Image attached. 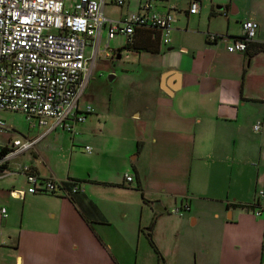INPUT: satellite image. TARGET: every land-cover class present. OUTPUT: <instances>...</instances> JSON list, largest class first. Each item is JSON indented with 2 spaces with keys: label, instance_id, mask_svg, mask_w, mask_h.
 Wrapping results in <instances>:
<instances>
[{
  "label": "crops",
  "instance_id": "0c3cea01",
  "mask_svg": "<svg viewBox=\"0 0 264 264\" xmlns=\"http://www.w3.org/2000/svg\"><path fill=\"white\" fill-rule=\"evenodd\" d=\"M138 1L105 0L103 11L120 19L138 10ZM190 1L156 2L172 16L166 44L159 31L141 28L133 48L120 33L108 37V24L101 28L84 92L97 64L109 73L101 90L89 92L94 107L81 105L80 96L81 110L93 108L85 119H67L76 133L50 128L51 118L31 125L24 115L17 130V120L6 116L13 111L0 110L10 127L0 133V146L39 136L33 147L9 156V173L0 177L6 211H0V264H138L148 244L150 264H165L163 255L166 264H264V207L257 195L264 188V50L255 49L264 43V0H198L195 13ZM246 18L258 23L248 51L208 41L211 32L239 36ZM93 48L86 46V56ZM24 165L42 177L80 181L77 201L10 194L27 186ZM88 201L103 221L82 216ZM142 201L153 208L151 221L143 222ZM180 205L181 214L169 215ZM110 216L129 218L118 227V245L106 235ZM169 218L175 223L166 225ZM169 253L177 254L170 260Z\"/></svg>",
  "mask_w": 264,
  "mask_h": 264
},
{
  "label": "built area",
  "instance_id": "2783aa9c",
  "mask_svg": "<svg viewBox=\"0 0 264 264\" xmlns=\"http://www.w3.org/2000/svg\"><path fill=\"white\" fill-rule=\"evenodd\" d=\"M125 1L114 0L117 5ZM157 1L139 0L138 10L112 19L104 14L105 0H0V110L21 112L31 125L34 118L41 124L51 118L50 128L59 126L76 133L67 119L72 116L74 121H82L85 113L93 110L90 104L81 110L79 98L94 63L95 42L101 28L108 24V37L120 33L127 43L133 41L136 28L154 29L166 44L170 41L172 16L169 12H160ZM199 5L198 0H191L188 11L197 12ZM241 25L239 36L231 38L211 32L207 39L221 42L228 51H246L253 42L258 23L246 18ZM90 43L94 48L88 57L85 48ZM262 121L258 119L253 124L255 131L261 128ZM9 129L0 117V133ZM38 138H15L9 145L0 146V177L9 173L6 167L9 156L33 147ZM85 149L90 150V145H85ZM22 168L27 186L12 189L16 196L26 191L69 196L82 189L78 180L42 177L28 165ZM124 177L132 181L129 174ZM65 182L70 185L65 186ZM257 195L261 199L259 205L264 207V188H259ZM261 210L257 208L253 212L259 214ZM0 211L6 214L4 207Z\"/></svg>",
  "mask_w": 264,
  "mask_h": 264
},
{
  "label": "rangeland",
  "instance_id": "374dc122",
  "mask_svg": "<svg viewBox=\"0 0 264 264\" xmlns=\"http://www.w3.org/2000/svg\"><path fill=\"white\" fill-rule=\"evenodd\" d=\"M106 9L108 11V7H106ZM87 52H88V48H87ZM104 61L109 62L108 58H105ZM103 63H105V62H103ZM108 65L110 66V68L114 67L112 65V63H109ZM96 66H97V68H95L96 73L95 72L92 73V75H91V77L89 79V83H88L87 89L85 90L83 96L80 98L81 105L85 104L86 102H89L94 107L93 100L90 98V96H89L90 93L89 92L92 89L93 90H95V89H100L101 90V85H100L101 82H103V80H106L107 77H108V73H109L108 68L109 67L103 66V64H100V68H99L98 64ZM107 83H109V82H106V84ZM23 115L24 114L23 113L21 114L20 112H14V111L13 112H6V116L8 118H10V119L15 118L17 120V122L19 123V128H17V130L21 129L20 123H22L25 120ZM9 192H10V194H13V190L10 189ZM21 198H22V196H21ZM142 203H143V208H144L143 216H142L143 217V222H147L146 221L147 219L148 220L150 219V221H151L152 218L150 216H151L152 213L150 214V212H148V209H150V211H151V209H153V208H152V206H149L148 204L144 203L143 201H142ZM182 206L183 205L179 206V207H181L180 211H177L179 207H175V208L171 209V211H170L171 213L168 212V213H170L169 215H172L173 213L181 214L183 212V207ZM187 206L188 205L185 204V207H187ZM17 211L19 212V210H17ZM134 214L136 216L139 215V208L138 207L134 210ZM167 218H165V219H167ZM109 219H110L109 222L111 224H109V226H104L106 228V233H107L106 235H108L118 245V241H119L118 239L121 238L120 229L118 227L127 224L129 222V218H121L119 216H110ZM174 220L177 222V219L175 217H174ZM174 220H173V218H169L167 220L168 222H166V225H169L167 223H170V224L175 223ZM156 222L158 224L160 223L159 218L156 219ZM15 224H19V217L18 216L15 219ZM176 254L177 253H175V254L174 253H169L167 255L168 256L167 258L172 260V259H174L176 257ZM152 256H154V253H153L152 248L148 244V245H146V248L142 252H140L139 258H138V264H150L149 262H150ZM127 257L129 258L128 261H131L132 260L131 258H133L134 256L133 255H128ZM163 257H164V261H165V264H166L165 256L163 255ZM171 262L173 264H176V262H174V261H171Z\"/></svg>",
  "mask_w": 264,
  "mask_h": 264
},
{
  "label": "trees",
  "instance_id": "16d2710c",
  "mask_svg": "<svg viewBox=\"0 0 264 264\" xmlns=\"http://www.w3.org/2000/svg\"><path fill=\"white\" fill-rule=\"evenodd\" d=\"M141 28L150 30L152 32H155L154 29H149V28H145V27H141ZM141 28H136V30L137 29H141ZM135 33H136V31H135ZM126 45L129 46V47L135 48V46H136L135 35H134L133 41L131 43H127ZM251 45H253V42H250L248 44L246 51L249 50V46H251ZM255 49L256 50H264V43H261V44L257 45L255 47ZM5 150H6V148H4L2 152H4ZM64 184L67 187L70 185L67 182H65ZM78 193L79 192L72 193V194H70L67 197H69L70 199H72V201L76 202L77 200H76L75 196ZM80 212H81L82 216H84L87 220H90V218H94L95 220L103 221V217L101 216L100 212L98 211V209L96 208V206L93 203H91L90 201H88V202H86V203H84L83 205L80 206ZM146 235L149 238V241H150L152 247L158 253L157 247L155 246L154 241L152 240L151 233L149 231H147L146 232ZM158 256L162 260V256L160 254Z\"/></svg>",
  "mask_w": 264,
  "mask_h": 264
}]
</instances>
